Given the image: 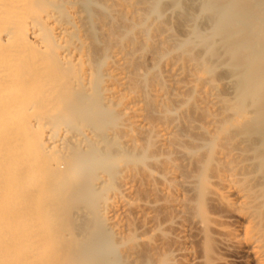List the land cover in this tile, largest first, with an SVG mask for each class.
I'll return each mask as SVG.
<instances>
[{
    "label": "bare ground",
    "instance_id": "bare-ground-1",
    "mask_svg": "<svg viewBox=\"0 0 264 264\" xmlns=\"http://www.w3.org/2000/svg\"><path fill=\"white\" fill-rule=\"evenodd\" d=\"M64 1L67 15L63 19L56 0H0V264H63L74 250L56 243L62 231L56 225L57 216L66 212L85 214L94 207L95 217L109 220L110 226L121 232V225L111 214L124 207L141 209L150 203L134 198L130 201L140 173L136 175L129 169L114 193L103 197L101 204H74L80 193H90L96 177L93 168L106 167L114 161L89 151L101 143L89 131L94 127L67 128L77 124L75 110L91 109L83 107L91 97L88 86L93 73L89 64L95 55L84 33L87 27L78 0ZM114 1L118 4L114 14L122 8L128 19L135 21L141 13L135 0ZM145 1L153 4L152 8L164 19L165 29L173 30L176 37H199L202 48L191 49V58L185 62L173 63L179 74L181 68L189 70L191 82L195 81V73V78L199 74L194 72V66L207 71V79L200 77L204 82L198 79L199 105L210 106L215 112L221 101L234 112L227 115L222 110L207 120L220 122V131L225 132L216 135V142L219 135L221 141L215 160L223 166L208 179L215 199L229 209L243 212L248 224L245 245L250 247L257 264H264V0ZM138 34L134 42L146 40ZM137 51L128 45L112 50L103 72V97L100 96L121 104L125 116L123 141L138 145L137 133L148 130L162 150L169 151L177 127L173 122L151 124L146 117L148 103L144 101L148 97L135 85L144 75L131 65L138 57ZM147 59L153 61L151 57ZM149 93L158 108L168 105L159 84L149 88ZM232 127L235 131L228 133ZM177 164L169 162L161 170L152 166L150 174L159 180L156 184L151 176L149 180L163 196L165 206L176 213L173 220L171 217L166 222L177 224L174 236L181 242L186 204L179 197L185 195L190 178ZM79 170H84L85 181L72 187L61 186ZM208 179H204L203 189ZM85 252L82 255L86 262L93 257Z\"/></svg>",
    "mask_w": 264,
    "mask_h": 264
},
{
    "label": "rangeland",
    "instance_id": "rangeland-1",
    "mask_svg": "<svg viewBox=\"0 0 264 264\" xmlns=\"http://www.w3.org/2000/svg\"><path fill=\"white\" fill-rule=\"evenodd\" d=\"M135 1L141 10L139 16H135L136 22L129 20L122 8L117 14L113 13L114 8L118 6L114 0H78V6L84 14L85 28L87 27L84 29V33L90 47H93L91 48L93 49L92 54L95 55H92L94 58L92 57V61H90L92 66L89 64L93 73L88 86V90H91L88 94L90 93L91 97H88L87 94L89 103L83 107L91 109L75 110L73 117L77 118V124L67 128L69 130H89L94 127L95 130L90 129L89 131L101 143L96 150L90 149L89 151H95L101 158L108 157L114 161V164L109 166L96 165L93 168L92 172L96 177L90 185L91 191L87 194L86 191L80 193L76 198L75 205L91 206L88 204L95 201L101 204L100 201L114 193L119 186V181L129 169L133 170L131 172L136 175L140 173L139 185L130 195V201H133L132 198H134L147 200L150 203L148 206H142L141 209L130 206L112 213L111 217L121 225V232L116 229L118 233L114 227H111L112 224L109 220L95 217L94 207H90L89 212L87 211L85 214L73 215L72 212H66L57 216L56 225L62 231L60 239H56V243H62L74 250L67 259H64L63 264H257L250 247L245 245L244 235L247 234H245V229L248 224L243 217V212L229 209L215 199L216 196L214 195V197L212 194L211 179H208L223 166V163H219L220 161L218 162L215 157L221 141L219 135L216 142V135L223 130L220 131L222 129L220 122L213 124L209 120L213 124L212 127V124L210 122L209 124L207 120L210 117L218 116L222 110L227 115L230 113L233 115L234 112L221 101L216 109L213 107L215 112L210 106L201 107L199 105L198 92L202 79L200 77L207 79V71L204 73L205 70L203 71L200 67L197 69L194 66V72L199 74L195 78L197 74L195 73L192 78L195 81L191 82L187 76L188 69L181 68V74L173 69L174 62H185L191 58L190 52L200 50L202 43L195 34L194 37L190 36L189 40L176 37L173 30L165 29L163 17L152 8L151 2ZM160 1L162 3L169 2V0ZM56 4L59 13L63 12L60 16L63 19L66 18V2L56 0ZM130 22H134V24ZM103 23L107 25L100 26ZM137 33H139L137 36L141 34L146 40L134 42L133 38L136 39L134 36ZM151 40H154L155 44ZM121 45L122 47L128 45L129 49L138 50L135 52V55L138 53V57H134L135 60L131 62V65L132 69L140 71L144 75L141 74L143 77L141 76L139 83L136 81L135 85L138 84V89L142 90L144 94L146 93L145 95L149 99L144 101L145 104L148 103L145 105L148 120L151 124L164 122L176 124V132L173 135L175 139L172 137L169 151L162 150L153 133L148 130L141 131V133H139L140 131L136 132V136H139L137 138L138 145H134L130 141H123L124 129L122 127L125 123L123 122L125 116L121 104L118 101L101 98V96L103 97L102 92L100 93L101 86L105 79L103 72L109 62V55L113 49L121 47ZM148 57L153 58V61H148ZM72 63L74 64V62ZM199 78L200 80H198ZM201 82L204 81L201 80ZM157 84L164 89L166 94L168 105L163 108H158L154 104L152 95L149 93V88ZM146 96L142 97L146 98ZM234 127L228 133L234 132ZM72 132L77 133L76 131ZM223 133L225 132L223 131ZM226 134L223 136L227 137ZM169 162L175 166L178 163L177 166L182 170L180 171L183 175L190 178L185 188V195L179 197L184 199V205L186 204L182 215L183 219H181L185 225L181 242L177 241L174 236V233L177 232L175 230L177 224L171 223L170 225V222H166L170 221L169 218L176 213L173 214L174 210L168 205V207L165 206L167 203L165 204V200L161 198L162 195L156 186L150 183L153 180V183L156 184L159 180L158 177L153 178V174H150L149 170L152 166L154 170H161L163 165L169 164ZM82 172L84 170L73 173L69 180L61 186L79 185L86 179L85 173ZM205 178L208 179V182L203 189ZM160 180L163 182V179ZM94 213L95 215H93ZM173 219L174 217H172ZM220 228H224V230L222 231ZM83 252L93 258L88 257V261L85 262Z\"/></svg>",
    "mask_w": 264,
    "mask_h": 264
}]
</instances>
